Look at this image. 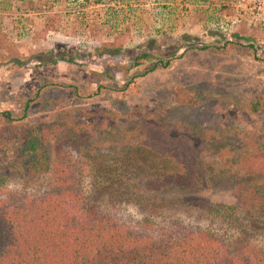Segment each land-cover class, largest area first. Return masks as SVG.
I'll return each mask as SVG.
<instances>
[{
  "label": "rangeland",
  "instance_id": "374dc122",
  "mask_svg": "<svg viewBox=\"0 0 264 264\" xmlns=\"http://www.w3.org/2000/svg\"><path fill=\"white\" fill-rule=\"evenodd\" d=\"M235 3L236 0H0V111L8 110L14 118L23 113V121L40 127L64 109L72 110L74 116L81 110L99 109L124 115L160 105L169 119L222 132L236 150L242 146L264 147V28L240 22L230 31L221 32L217 21L233 13ZM142 52L152 54L153 59L133 65V57ZM59 54L66 60L51 63ZM164 58H169L167 66L156 63ZM153 63L155 68L140 74ZM176 85L200 93L198 104L190 107L174 103ZM258 97L261 107L257 113H250L247 106ZM114 124L116 131L127 122ZM101 129L105 133L104 122L99 132ZM123 145L108 139L103 142L108 155ZM61 149L76 162V188L86 203L94 201L129 221L147 217L159 226L182 221L220 237L238 233L228 222L201 217L197 211L181 213L167 207L147 211L118 200L116 195L96 194L88 167L67 143ZM10 155V147L0 151L1 167ZM6 172L0 198L10 191L38 190L49 177L30 172L23 176L20 167L8 166ZM230 181L240 182L235 177ZM234 188L231 182L222 181L201 188L199 194L233 202ZM241 234L264 249L260 233Z\"/></svg>",
  "mask_w": 264,
  "mask_h": 264
},
{
  "label": "trees",
  "instance_id": "16d2710c",
  "mask_svg": "<svg viewBox=\"0 0 264 264\" xmlns=\"http://www.w3.org/2000/svg\"><path fill=\"white\" fill-rule=\"evenodd\" d=\"M151 59L152 54L142 52L132 64ZM57 60L66 58L59 54L51 63ZM168 61L156 63L165 67ZM200 96L176 85L172 99L194 107ZM260 107L258 97L247 110L257 113ZM72 112L61 110L36 127L22 120L23 113L14 118L0 111V151L12 148L0 166V184L8 166L20 167L23 176L49 174L38 190L10 191L0 198V264H264V249L241 234L264 236V147L236 150L222 132L169 119L160 105L124 115L111 109ZM120 120L127 125L114 131ZM103 122L105 133L99 132ZM105 138L125 145L108 155ZM63 143L88 167L94 193L116 195L147 211H197L228 222L238 233L220 237L182 221L161 226L147 217L129 221L94 201L84 202L76 188V162L61 149ZM234 177L238 184L230 181ZM222 181L235 187L233 202L199 194Z\"/></svg>",
  "mask_w": 264,
  "mask_h": 264
},
{
  "label": "built area",
  "instance_id": "2783aa9c",
  "mask_svg": "<svg viewBox=\"0 0 264 264\" xmlns=\"http://www.w3.org/2000/svg\"><path fill=\"white\" fill-rule=\"evenodd\" d=\"M240 22L264 28V0H236L233 13L221 16L217 25L221 32H226Z\"/></svg>",
  "mask_w": 264,
  "mask_h": 264
}]
</instances>
